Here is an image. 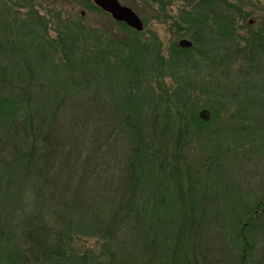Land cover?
Listing matches in <instances>:
<instances>
[{
    "label": "trees",
    "instance_id": "obj_1",
    "mask_svg": "<svg viewBox=\"0 0 264 264\" xmlns=\"http://www.w3.org/2000/svg\"><path fill=\"white\" fill-rule=\"evenodd\" d=\"M198 2L181 17L192 48L172 42L167 56L116 20L126 37L72 21L48 39L36 18L0 20V205L12 206L8 222L0 216V264H250L264 234V211L252 218L264 194L237 187L246 198L237 204L229 185L204 187L211 171L185 176L174 165L186 157L184 136L205 140L224 109L220 100L195 101L203 79L195 77L205 63L214 68L209 59L231 57L235 38L227 22L218 28L228 42L221 53L201 18L211 5ZM29 41L34 50L24 52ZM248 48L256 66L264 49ZM227 63L214 84L230 78ZM208 84L207 99H224ZM204 106L211 121L199 115ZM45 194L57 206L54 224L34 220ZM83 236L99 247L78 248Z\"/></svg>",
    "mask_w": 264,
    "mask_h": 264
},
{
    "label": "rangeland",
    "instance_id": "obj_2",
    "mask_svg": "<svg viewBox=\"0 0 264 264\" xmlns=\"http://www.w3.org/2000/svg\"><path fill=\"white\" fill-rule=\"evenodd\" d=\"M91 1L94 2L93 0H0V20L7 19V22H10L18 19L23 21L25 18H36L41 23V35H45L48 39L58 36L61 23L68 25L72 21H80L82 26L91 30L100 28L115 38L126 37L125 32L111 16L100 11L95 12L85 6ZM119 1L130 6L143 20H147L140 39L160 42L162 53L165 56H167L168 48L172 42L178 43L182 38L192 39L191 35H182L185 33L183 27H186V24L181 17L188 10L194 11L200 8L198 0ZM205 2L211 6L204 8L201 18L208 25V34L213 37L214 45L217 43L220 52L223 51L224 54L223 46H227L228 42L222 41L223 38L218 33V28L225 22L228 23V27L233 29L235 38L231 44L232 49L229 51L231 57L226 56L225 59L228 61L227 68L230 69V78L223 80L222 83L214 84L212 82L214 79L223 78L219 77V72H221L225 61H222L221 58L216 62L214 59H209L210 64H215L214 68L205 63L201 75L195 77L196 80L202 79V77L203 79L194 90V98L201 105L212 101L219 107L220 104L216 100H220L221 107L225 110L223 109L217 114L211 128L204 130L205 140L184 136L187 143L183 156L186 155V157L177 159L174 156V165L176 168L180 167L185 176L188 173L207 176L206 172L211 171L210 178L207 180L208 184L204 183V187L210 184L214 189L216 187L222 189L225 187L224 184H227L230 187L229 190L226 186L229 197H231L230 200L234 199L235 203L241 204L246 198L242 192L237 190V187L249 194L256 195L259 192L264 194V54H261L259 62L252 71L248 62L251 55L245 53L248 46L250 50L251 45L255 44L260 46V50L264 49V0H205ZM82 11H85L84 15H82ZM11 34L13 37L15 32ZM256 36L257 38H255ZM23 50L24 52L34 50L32 42L29 41L25 44ZM5 57L6 54L0 52V62H4ZM250 73L251 75H249ZM164 82L166 85H171L172 80L167 77ZM206 83H209V86L212 84L210 87H213V93L224 99L212 96L208 100L206 90L201 88V85L204 86ZM204 107L207 108V106ZM171 110L172 116L180 119L178 111L174 107ZM212 119L213 115L210 121ZM178 129L179 126L172 133L174 136L178 135ZM242 140L245 144L240 147L238 144ZM174 147L175 145L172 144V151ZM192 176L196 177L197 175ZM45 197L47 199L44 202L46 204L42 207L44 209L41 213H37L38 217L34 219L36 224H54L55 222L53 212L57 206H50L48 195L45 194ZM11 209L12 206L9 205L8 199L0 205L2 222H8V219L11 218ZM219 231L220 227L212 232V235L220 236ZM76 244L83 251L97 249L100 245L96 238L87 236L78 239ZM256 245L257 248L250 264H264V234L257 237ZM220 246L218 244L217 247ZM215 251L219 252L217 248Z\"/></svg>",
    "mask_w": 264,
    "mask_h": 264
},
{
    "label": "water",
    "instance_id": "obj_3",
    "mask_svg": "<svg viewBox=\"0 0 264 264\" xmlns=\"http://www.w3.org/2000/svg\"><path fill=\"white\" fill-rule=\"evenodd\" d=\"M94 4L100 7L103 11L109 13L114 20L119 22H125L128 26L142 31L144 29V21L132 10L128 5L122 4L119 0H93ZM85 14V11H82V15ZM179 45L185 48H192L193 41L192 39L182 38L179 41ZM200 117L209 121L212 117V112L210 109L203 107L199 112Z\"/></svg>",
    "mask_w": 264,
    "mask_h": 264
},
{
    "label": "flooded vegetation",
    "instance_id": "obj_4",
    "mask_svg": "<svg viewBox=\"0 0 264 264\" xmlns=\"http://www.w3.org/2000/svg\"><path fill=\"white\" fill-rule=\"evenodd\" d=\"M142 20H143V18H142ZM144 21V20H143ZM254 59L256 60V57L255 58H253V57H249V63H251V67H256L255 66V62H254ZM257 63H258V61H256ZM255 69V68H254ZM253 71V70H252ZM252 73V72H251ZM264 211V208H259V209H257L256 211H255V213H254V216L252 217V218H256V217H258L259 216V214H260V212H263Z\"/></svg>",
    "mask_w": 264,
    "mask_h": 264
}]
</instances>
